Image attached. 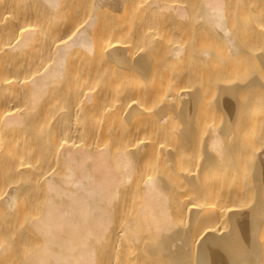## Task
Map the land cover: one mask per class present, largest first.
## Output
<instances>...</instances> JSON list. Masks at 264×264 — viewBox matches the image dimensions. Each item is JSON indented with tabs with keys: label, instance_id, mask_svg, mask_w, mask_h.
Returning <instances> with one entry per match:
<instances>
[{
	"label": "bare ground",
	"instance_id": "1",
	"mask_svg": "<svg viewBox=\"0 0 264 264\" xmlns=\"http://www.w3.org/2000/svg\"><path fill=\"white\" fill-rule=\"evenodd\" d=\"M128 1L0 0V264L7 258L17 264H264V130L251 139L254 116L264 108V92L255 91L262 79L229 84L231 66H216L223 58L215 50L202 49L197 58L186 47L190 41L159 42L153 15L163 8L187 20L186 7L152 0L137 9L142 0ZM223 2L204 0L197 21H207L218 42L230 45ZM144 5L152 13L140 10ZM125 13L135 16V32ZM125 31L141 42L137 49L120 40ZM233 47L227 51L236 56ZM180 62V69H169ZM248 89L257 101L242 115L247 120L254 112L253 119L241 124L252 126L235 135L243 113L237 99L248 97ZM214 96L228 119L206 130L208 113L199 108ZM197 109L204 111L200 118L207 115L201 122ZM176 118H183L179 130ZM240 134L243 147H233ZM248 165L259 181V205L248 209L249 218L235 215L234 203L202 212L204 199L247 192L254 177L241 176ZM188 195L203 201L179 205ZM130 199L136 208H128ZM181 219L187 226L177 228ZM219 220L228 231L208 223ZM142 231L152 233L148 242Z\"/></svg>",
	"mask_w": 264,
	"mask_h": 264
},
{
	"label": "rangeland",
	"instance_id": "2",
	"mask_svg": "<svg viewBox=\"0 0 264 264\" xmlns=\"http://www.w3.org/2000/svg\"><path fill=\"white\" fill-rule=\"evenodd\" d=\"M136 2H138V1H140V0H135ZM149 2L150 1H152V0H148ZM148 1L147 0H142V2H139L138 4L136 3V7L134 6V4L135 3H133L131 0L130 1H128V5H129V2H130V4L131 3H133L132 5L134 6L133 8H137L138 9V7L137 6H139V5H141V7L143 6V4H145V2H146V5L147 6H149V4H152L151 2L150 3H148ZM157 1V0H156ZM180 1H183V2H181L180 3ZM185 1V2H184ZM203 1L204 0H158V6L159 5H161L162 3L165 5V3H166V5H168V7H169V9L171 8V6H173V7H175L176 5H182V6H184V7H186L185 9L186 10H188L187 12L189 13V15H188V17H187V20L184 18V19H181L182 21H180V19L178 18V17H176L175 15H174V13L171 11V10H164L163 8H161L160 10H161V12H160V10L158 11L159 13H158V15L156 16V14H154L153 16H155V17H158V28H157V33H158V40H159V42H161V41H163V38L164 39H166V41L167 40H170V41H172V42H170V43H172V44H174L175 42H173V41H177L178 39L180 40V39H184L182 42L184 43L185 41L187 42V41H190V43H188V44H186V47H187V49H189V47H190V49L192 48L193 50H191L194 54V56L196 55L195 53H197V55H198V53H201V52H199V51H202V49L203 50H207V51H213L214 52V50H215V52H217V53H219V55H222V58L223 59H221L220 60V62H219V60H217L218 62L215 64L216 66L220 63H222V66H224V65H226L227 67L229 66H231L230 67V69H226L225 70V82L227 81V83H229V84H231V83H236V84H240L241 82H246V81H248V79L250 80V78H252V77H258L257 78V80L259 79V81H260V79H262L261 80V82L262 83H258V87H256V89H258V90H256L255 89V91H258V92H260L261 91V93H263L264 92V72L262 73L261 71H262V67H263V69H264V42H263V40L264 39H262L263 37H264V35L263 34H261V33H264V31H262V30H264V27H262V26H264V0H223L224 2H223V4H224V6H223V15H224V20H225V24L227 25V27L229 28V33L230 34H232V38H231V40L233 41H231L230 43V45L231 46H233L234 45V47L233 48H236V49H234L235 51H233V52H237V51H239V53H236L237 55L235 56V55H233L232 53H230V51H227V50H230V49H228L229 47H230V45H228V43L229 42H227V44L226 43H224V44H220L219 42L220 41H223V40H219V42H218V38L217 37H215V34H216V36L218 35L217 33V31H213V29L212 28H210L209 26H206V25H209L208 23H207V21L205 22V20H201L200 19V21L201 22H199V21H197V18H199L198 16H199V14H200V11H201V9L200 8H202L203 7ZM157 3V2H156ZM184 3V4H183ZM162 4V5H163ZM126 6H127V4H126ZM147 6H145L144 5V7L143 8H145V9H140V10H144V11H148V7ZM140 7V8H141ZM146 7H147V9H146ZM150 7H152V6H150ZM127 8V7H126ZM136 9V10H137ZM165 9H167V7H165ZM199 9V10H198ZM152 10H149L148 12H147V14H150V13H152L151 12ZM150 12V13H149ZM172 12V13H171ZM127 13V12H126ZM125 13V14H126ZM143 13H145V12H143ZM132 14V13H131ZM146 14V13H145ZM126 17H128V19L130 20L132 17H129V16H132V15H130L129 14V16L126 14L125 15ZM125 18V17H124ZM123 17L121 18V19H124ZM152 19H153V17H151ZM178 18V19H177ZM117 19H119V18H117ZM117 19H115V20H117ZM123 20V21H125L126 22V24L125 23H121V22H123V21H119L120 23V25L121 26H124V24L126 25V27L127 26H129V25H127V23H130L131 24V26L133 27V28H131L132 30H136V24H134V20H135V16L132 18L133 19V21H131V22H128L129 20ZM131 19V20H132ZM111 21L112 20H114V19H110ZM156 20H157V18H156ZM196 20V21H195ZM199 20V19H198ZM261 21V23H260V25H262V26H260V28L262 29H258L257 27H258V25L256 24L257 23V21ZM31 21H33V20H30V22ZM105 21V20H104ZM117 21V22H118ZM205 22V23H204ZM38 23V22H37ZM36 23V24H37ZM107 23V22H106ZM106 23H104V24H106ZM181 23V24H180ZM32 24H35V22L33 23H31V25ZM205 24V25H204ZM101 26V25H100ZM102 26H103V23H102ZM203 26H205L204 28H202ZM257 26V27H256ZM126 27H124V28H126ZM209 27V28H208ZM208 28V29H207ZM255 28H257V32L261 35H259L257 32L255 33V31H256V29ZM127 29V28H126ZM181 29V30H180ZM132 30H131V32H132ZM135 30L133 31V32H135ZM207 30V31H206ZM127 31H128V29H127ZM127 31H125L124 33H127V34H130V33H128ZM132 32V33H133ZM124 33H121L120 35H119V37H121V35L123 34V37H122V39L120 38V40L124 43V45L126 44V46H128V45H130V46H133L135 49H137V47H139V44H141V42H136V41H134V39H133V37L135 36V35H133V37H131L132 35V33L130 34V36L129 35H126V34H124ZM133 34H136V33H133ZM126 35V36H125ZM257 35L258 36H260V40H258L259 39V37H258V39H257ZM263 35V36H262ZM177 36H178V38H177ZM183 36V37H182ZM119 37H118V39H119ZM131 37V38H130ZM166 37V38H165ZM128 38V39H127ZM160 38V39H159ZM162 38V39H161ZM188 38V40H186ZM123 39L126 41V42H124L123 41ZM129 39L131 40V41H129ZM174 39V40H173ZM256 39H257V41H256ZM262 39V40H261ZM161 40V41H160ZM225 41V40H224ZM128 42V43H127ZM133 42H135V44H137L136 46H134L135 44H133ZM163 42H165V41H163ZM162 42V43H163ZM169 41H167V43H168ZM179 42V41H178ZM175 43V44H180V42H181V40H180V42L179 43ZM185 42V43H186ZM226 42V41H225ZM260 44H259V43ZM130 43V44H129ZM162 43H158V47H160V45L162 44ZM166 43V44H167ZM170 43H168V44H170ZM183 43H181V45L183 44ZM128 44V45H127ZM160 44V45H159ZM163 44H165V43H163ZM171 44V45H172ZM174 44V45H175ZM233 44V45H232ZM184 46H185V44H183ZM183 45H182V47H183ZM190 45V46H189ZM226 45H228V46H226ZM236 45V46H235ZM143 46V45H142ZM170 46V45H169ZM173 46V45H172ZM241 46V47H240ZM258 46V47H257ZM132 47V48H133ZM257 47V48H256ZM133 48V50H135ZM162 50L164 49V46L162 47V45H161V47H160ZM160 48H158L160 51L158 52V55H160V57H161V49ZM227 48V49H226ZM239 48V49H238ZM139 49V48H138ZM186 49V50H187ZM189 49V50H190ZM226 49V50H225ZM241 49H243L241 52H240V50ZM132 50V49H131ZM139 51V50H138ZM191 51H190V53H191ZM211 51V52H212ZM244 51V52H243ZM223 52V53H222ZM224 52H225V55H224ZM228 53H230V55L232 56V57H228V56H230V55H226V54H228ZM192 54V53H191ZM235 54V53H234ZM241 55V54H243L245 57H247V58H245V57H243V59H240V58H242V57H240L239 55ZM192 55V57H194ZM196 55V56H197ZM159 56H158V59H161ZM221 57V56H220ZM238 57V59L239 60H237V59H234V58H237ZM240 57V58H239ZM164 58V57H163ZM197 58H198V56H197ZM197 58H192L191 59V63H193L192 62V60H194V62H195V60L197 59ZM224 58H226V60L224 59ZM229 59V60H228ZM162 61H164V59H161ZM161 60H158L159 61V63L161 62L162 63V61ZM223 60V62H221ZM225 60V61H224ZM228 60V61H227ZM231 60V61H230ZM232 60H234V62H236L235 60H237L238 62H236V63H234V62H232ZM240 61V62H239ZM184 62H186V61H184ZM184 62H180L179 64H177V65H175V66H171L169 69L171 70L172 68H174L175 67V69H176V67H179L180 66V64L181 65H184L185 63ZM197 62V61H196ZM225 62V63H224ZM232 62V63H231ZM243 62L245 63V64H248V65H246V67H245V65L243 64ZM260 62V63H259ZM182 63H184V64H182ZM187 63V62H186ZM190 63V62H189ZM198 63V62H197ZM197 63H195V64H197ZM234 63V64H233ZM237 63H239V64H237ZM263 63V64H262ZM194 64V63H193ZM192 64V65H193ZM194 64V67L196 66ZM224 64V65H223ZM232 64V65H231ZM235 64H237V65H235ZM262 64V67H260V65ZM192 65H191V67H192ZM233 65H235V66H233ZM242 65V66H241ZM186 66V65H185ZM219 66V65H218ZM248 66V67H247ZM184 67V66H183ZM183 67H181V68H183ZM207 66H205V68H206ZM208 67H209V65H208ZM207 67V69H206V71L208 70V69H210L211 70V68H212V66L210 65V68H208ZM234 67V68H233ZM241 69H240V68ZM242 67H244L243 69H242ZM198 68V66L196 67V69ZM174 69V70H175ZM179 69H180V67H179ZM192 69H194L193 67H192ZM196 69H194V70H196ZM261 69V70H260ZM177 70H178V68H177ZM260 70V71H259ZM165 71V70H164ZM173 71V70H172ZM264 71V70H263ZM160 72H161V70H160ZM165 72H170L168 69H166V71ZM174 72H176V71H174ZM179 72V71H178ZM210 72V71H209ZM228 81H230V82H228ZM142 82V81H141ZM140 82V83H141ZM243 83H241L240 85H243ZM247 83V82H246ZM245 83V84H246ZM142 84H143V82H142ZM151 84V83H150ZM154 84H155V81H154V83H153V86H150V87H154ZM195 85V86H194ZM196 85H197V83L195 84V83H193V85H191V87L192 86H194V88H196ZM100 86V82H99V84H98V86H97V88ZM97 88H95V89H97ZM193 88V87H192ZM192 88H190L189 87V90L190 89H192ZM251 90H252V92H251ZM248 89L247 90V92L249 91V94H247V95H249L248 97H242V96H240V97H238L239 99H237L238 101H242L243 103H242V107H241V105H240V107H241V109L239 110V112H237L238 114L240 113V112H243L242 114L240 113V115H241V117H242V115H243V117H245L246 116V113L248 112L247 111V109L249 108V107H251V108H253V106H251V105H254L255 104V102L257 101L255 98V93L257 94V92H255L254 93V95H252L251 96V93H253V89ZM251 92V93H250ZM260 94V93H259ZM246 95V96H247ZM216 96V95H215ZM213 97L212 99L213 100H211L210 102H209V98L208 97H206V98H208V101H207V99H206V101L204 100V102H202V104L204 103V106L202 105H200V110H201V107L202 108H204L203 110L204 111H206L207 113H208V121H206V122H209L208 124H206V122H205V124H206V127L207 128H204V129H206V130H209L208 128H210V125L211 126H218V127H216V128H220L219 126H224V123H223V121H225L226 122V120L225 119H228V118H226V117H223V115H222V113H221V111H217L216 109H218L217 108V106H219V104L216 106L215 104L216 103H214V100L216 101L217 99H216V97ZM245 96V95H244ZM209 97H211V96H209ZM159 101H162V99L160 100V99H158ZM237 100H236V102H237ZM216 102H218V101H216ZM238 103V102H237ZM236 103V104H237ZM240 103V102H239ZM236 104H235V106H236ZM213 105V106H212ZM238 105V106H239ZM256 106V105H255ZM213 107L215 108V110L213 109ZM220 107V106H219ZM255 108V107H254ZM199 109H197L196 110V112L197 111H199ZM250 109V108H249ZM260 109V108H259ZM262 109H263V111H261V112H259L258 114L260 115H258V116H254V115H252V114H254V112L253 113H250V115H249V113H248V122L250 121L249 119L250 118H252L253 119V116H254V118H257L258 120L255 122H253L254 124H255V126L256 127H254L253 128V130L255 131H253L252 132V134H251V136H253V137H251V139L252 138H256V135H258L260 132H259V130H264V124H263V122H264V108L262 107ZM261 109V110H262ZM211 110H214L216 113H218V114H214V112H211ZM244 110V111H243ZM204 111L202 112V114H204ZM259 111V110H258ZM201 112L199 113V112H197V114H196V120H198V119H202V118H200V116L201 115H199V114H201ZM220 112V113H219ZM175 113V115L174 116H176V112H174ZM178 114L180 113L179 111L177 112ZM255 113H257L256 111H255ZM261 113V114H260ZM238 114L236 115V117L238 116ZM222 115V116H221ZM252 115V116H251ZM256 115V114H255ZM181 115L179 114V116H176V117H178V119H179V117H180ZM194 116H195V113H194ZM205 116H207V115H205ZM205 116H203L204 117V119H205ZM199 117V118H198ZM223 117V118H222ZM239 118H235L238 122H236L235 120V125L233 126L234 127V129H233V127L231 128V130L233 129V130H236L235 128H237V131L235 132V135H237V132L239 133L240 132V130H241V132H242V130H249V127H251L252 125H248V122H246L247 124L246 125H244L243 126V124H241V123H243V122H245V120L246 119H243V117L241 118V120L243 119V121L242 122H240L241 120H239L240 119V116H238ZM198 118V119H197ZM225 118V119H224ZM247 118V117H246ZM45 119V118H44ZM177 119V118H176ZM178 119L177 120H175L176 122V124H174V127H176V125L177 124H179L180 122H181V119H183V118H180V121L178 122ZM204 119H202V120H204ZM207 119V118H206ZM222 119H224V120H222ZM251 119V121H253ZM100 120V119H99ZM246 120V121H247ZM254 120H256V119H254ZM44 121H46V119L44 120ZM43 121V122H44ZM80 121H83L84 122V120L82 119H80ZM79 121V122H80ZM101 121H103V120H101ZM199 122H201L200 120H198ZM233 121V122H234ZM75 122V121H74ZM78 122V123H79ZM83 122H82V124H83ZM97 122H98V120H97ZM178 122V123H177ZM183 122V121H182ZM240 122V123H239ZM77 123V121L75 122V124ZM76 124V125H78V126H80L81 125V123H79V124ZM101 123V122H100ZM204 123V122H203ZM221 123V124H220ZM236 123H238V124H236ZM252 123V124H253ZM40 124V127H37V130H39L38 128H40V130H42V128H43V126L45 125V124H43L42 122H40L39 123ZM181 124V123H180ZM205 124H203L204 125V127H205ZM223 124V125H222ZM253 124V125H254ZM47 125V124H46ZM238 125V126H237ZM239 125H240V127H242V128H239ZM39 126V125H38ZM178 126V125H177ZM182 128H183V126L182 125H180ZM200 126V127H199ZM198 126V128H201V124ZM237 126V127H236ZM42 127V128H41ZM179 127V126H178ZM178 127H176V130H177V128ZM244 127V128H243ZM45 128V127H44ZM204 129H202V130H204ZM178 130H179V128H178ZM200 130V129H199ZM239 130V131H238ZM206 131L204 130V133H205ZM254 133V134H253ZM241 135V134H240ZM240 135H238V136H236V138L238 139V138H240V140H242L241 138H243L244 136H242V137H239ZM67 139V138H66ZM74 139V138H73ZM72 139V141H74ZM235 140L234 139V141H235V143L234 142H232L231 144H232V146L233 145H235L236 143L238 144L239 142L241 143V141L238 139V140ZM238 141V142H237ZM240 143H239V146H240ZM244 143V145H245V142H243ZM164 146H167V145H164ZM231 146V145H230ZM168 147V146H167ZM234 147V146H233ZM232 147V148H233ZM240 147H243V146H240ZM239 147V148H240ZM231 148V149H232ZM236 148V147H235ZM234 148V149H235ZM237 149H238V146H237ZM233 150V149H232ZM253 151V150H252ZM254 152V151H253ZM250 154L252 155V153L250 152ZM255 154V153H254ZM199 156V155H198ZM198 156H195L196 158V160H197V157ZM236 156V155H235ZM235 156L234 157H232V159H231V161L233 160V158H235ZM253 156H255V155H253ZM252 156V157H253ZM249 157H251V156H249ZM251 157V158H252ZM236 159V158H235ZM249 166V165H248ZM247 166V168H249V169H247V168H245V170H243V175L241 176V178L244 176L245 177V179L248 181V180H250V178L252 177H254V179H252L254 182H255V184L256 185H254L253 187H250V186H252L253 184H254V182L253 181H248L247 183H246V186H248V183H250V185H249V188L248 187H245V185H244V187L247 189V192L246 193H243L240 197H236V198H228V199H226V200H223V201H220L218 198H212V199H210V200H208L207 199V201H205L206 199H204V201H203V199L202 198H200V200L202 199V201H203V203H200L199 205V207H202L201 208V210L202 209H204L202 212H204L205 214L207 213V214H211V213H213L214 212V210L216 209V208H218V207H220V205H224V204H227V203H234L233 205L234 206H232V208H239V209H235L234 210V213H235V215H238V213H244L243 214V216L244 217H248L249 218V216L250 215H247V214H251L252 212L250 211L249 212V210L248 209H251L252 210V208H253V206H255V209L253 208V210L252 211H254V210H256V206L258 207V205L256 204V203H258L259 201V195H257V194H259V181H257V176H256V172L257 171H254V170H256L257 168H255V166L253 167V165H250L249 167ZM195 167H197V166H195ZM247 169V170H246ZM254 172V175H252V173ZM249 176H248V175ZM251 176V177H250ZM256 176V177H255ZM243 177V178H244ZM248 177V178H247ZM245 179H243V181H245ZM242 180V179H241ZM231 184V183H230ZM232 184H236V182H232ZM252 184V185H251ZM257 184H258V186H257ZM257 187V189H258V191H257V189H256V191L258 192V193H256V191H255V188ZM250 189V190H249ZM251 189H254V190H251ZM191 196H193V195H188V196H184V198L181 200V201H183V202H180L179 203V205H181L182 204V206L185 204L186 205V201H185V199L188 201V203L190 202L189 200H193V198H194V196L193 197H191ZM196 196V195H195ZM198 197H196V198H194V200H193V202H196ZM131 200V199H130ZM134 200L136 201V199L134 198ZM134 200H131L130 202H129V204H128V208H136V202L134 201ZM199 200V199H198ZM202 201H197V202H202ZM210 201V202H209ZM134 202H135V204H134ZM185 202V203H184ZM192 202V201H191ZM196 202V203H197ZM187 203V206L189 205ZM204 204V205H203ZM256 204V205H255ZM184 205V207H187V206H185ZM191 205V204H190ZM189 205V206H190ZM235 205H237V206H235ZM134 206V207H133ZM204 206V207H203ZM132 210V209H131ZM130 210V211H131ZM134 210V209H133ZM248 210V211H247ZM243 211V212H242ZM246 212H249V213H246ZM204 216H206V215H204ZM208 216V215H207ZM246 217V218H247ZM252 217V216H251ZM185 219H181L180 221H178L179 223H177V225H176V227L177 228H183V227H185V226H187V223L188 222H186L187 220H185ZM220 221V220H219ZM217 222V221H210V222H208V223H216L215 225V227H216V229H218V227L220 226V230H222L223 232H225V231H228V227H229V225L227 226V224L225 225V223L224 222ZM223 221V220H222ZM222 223V224H221ZM222 226L223 227H227L226 228V230L224 231V229L225 228H222ZM264 229L262 230V234H264ZM146 232H148V231H142V235L143 236H145V241L146 242H148V240L150 239V237H149V235L150 234H152V233H146ZM149 234V235H148ZM147 235H148V237H149V239L147 238ZM151 237H152V235H150ZM264 236V235H263ZM136 247V246H135ZM137 247H139V246H137ZM141 249H142V247H141ZM140 249V250H141ZM134 250L136 251V254H138L139 252H140V250L138 249V248H134ZM138 252V253H137ZM14 259V258H13ZM12 258H10L9 260H8V258L7 259H5V261H3L1 264H3V263H5L6 262V264H17L18 262H16L17 260L16 259H18V258H16L15 260H13ZM14 261H15V263H14ZM101 262V261H100Z\"/></svg>",
	"mask_w": 264,
	"mask_h": 264
}]
</instances>
